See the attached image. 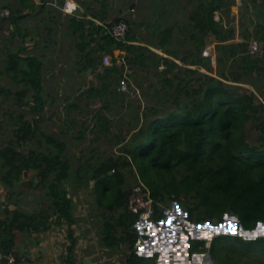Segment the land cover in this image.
Instances as JSON below:
<instances>
[{"label":"trees","instance_id":"obj_1","mask_svg":"<svg viewBox=\"0 0 264 264\" xmlns=\"http://www.w3.org/2000/svg\"><path fill=\"white\" fill-rule=\"evenodd\" d=\"M64 1L58 0L61 7ZM249 2L253 9L264 11V0ZM20 3L22 7L16 9L0 6V13L9 10L7 16L0 14V25L8 22L11 27L5 39L8 46L4 47L0 74L20 85L13 92L14 103L28 108V112H5L0 101V116H8L13 126L12 137L0 147V183L13 193L24 171H31L37 181L31 180L29 185L34 189L42 187L45 198L36 213L8 210L7 204L2 203L5 217H0V252H12L15 231L48 229L50 221L66 224L73 236V202L62 184L68 182L83 190L87 179L95 183L93 200L88 203L101 211L100 241L107 249H122L124 245L127 264H156V258L143 257L136 250V225L149 206L153 208L151 220L161 222L165 220L162 205L175 201L183 204L184 218L195 226L220 223L227 214L235 216L248 232L264 224V22H256L254 31L246 28L247 34L240 36L242 42H237L230 22V0H198L188 21L180 26L191 46L188 54L179 53L175 45L184 46L183 38L173 44L174 27L167 26L158 31L155 44L166 54L162 57L143 45L132 44L137 37L126 19L123 20L128 23L129 32L120 41L101 25L86 20L84 14L78 17L73 13L68 30L78 53L75 64H80L82 71L101 66L99 78L116 84L111 97L130 95L118 90L123 66L116 65L113 50L124 51L122 57L129 65H164V70L157 72L163 81L147 86L153 88L151 95L156 99L151 98L141 113V104L137 106L136 122H130L131 135L124 140L120 154L94 160L91 149V157L74 169L66 153V142L47 134L42 126L47 92L43 62L35 53L40 46H28L33 45L36 32L21 22L35 7L27 0ZM25 8L29 11L23 14ZM103 52L112 55L111 65H103ZM222 64L224 69L218 78L198 70L201 67L210 71L212 66ZM182 74L195 76L185 80ZM107 83H102L104 89ZM84 93L88 97L103 94L93 86ZM10 94V89L0 88L4 99ZM94 118V125L84 130L95 135L109 128L108 118ZM75 243L72 237V247ZM207 250L218 264H264L263 236L244 239L219 234L208 249L205 241L189 240L190 256Z\"/></svg>","mask_w":264,"mask_h":264},{"label":"rangeland","instance_id":"obj_2","mask_svg":"<svg viewBox=\"0 0 264 264\" xmlns=\"http://www.w3.org/2000/svg\"><path fill=\"white\" fill-rule=\"evenodd\" d=\"M197 4L198 0H116V5L112 7L111 13L108 14V23L121 17L116 16V14H124L125 18L122 16L120 19L127 18L126 20L130 23V29L133 34L138 37L140 42L149 44L152 49L147 48L153 53H158L162 57L165 53L155 46V44H158V35L160 33L158 31L163 30L167 26L174 27L172 43L175 44L176 40H181L183 38L184 46L176 44L175 47L178 48L181 55H187L188 49L191 48V46L185 41L180 26L188 21L192 8ZM230 10V22L235 32L234 40L237 42H242V37L240 36L242 34H247L248 29L246 28L249 27V31H254L253 28L256 22H264L263 9H253L249 0H230ZM0 14L1 16H6L7 11L3 10ZM94 23L96 22L94 21ZM27 25L30 28L34 27L38 32H42L35 37L33 45L32 43H28V46L30 48L40 46L35 53L39 55V58L43 62V84L47 92V95H44L46 106L42 116L43 118H47L50 115L53 117L52 119L47 118V120L44 118L42 126L45 132L54 136L56 139L66 142V153L74 169L78 168L85 159L91 157V149H94V160H96V157L102 160L111 155L117 157L120 154L124 140L131 135L128 131L135 121L134 112L138 110L137 106L141 104V108L138 111L141 113L150 105L149 100L152 98L151 93L153 92V88L145 89V91L143 90L139 93L140 96L128 95V98L121 94L117 97L109 96L108 102L104 101V96H102V98L88 97L84 93L87 85H96L100 87L98 89L102 92L104 91L106 94L105 89L102 88L98 80H96V74H92L89 69H86V71L81 72L79 79H73L75 72L73 70L72 61L65 54H62L65 47L60 48L59 51L57 45L55 48L49 44L54 40L53 35L56 33L54 34L52 31L53 35L52 33L47 34L45 30H42L43 24L42 26L36 23H29ZM46 25L52 27V24L49 22H46ZM23 26H25V24H23ZM101 26L104 27L106 25L105 23H101ZM157 27L160 29H157ZM10 29L11 27L8 22H4L0 25V71L3 70L1 58L5 55L4 47L8 46V40L5 39L9 36ZM146 34H148V37ZM47 43L49 45L45 47ZM65 45L69 46L67 42ZM59 47H62V45H59ZM260 47L261 44H258L259 50ZM51 49H53V52L49 53ZM117 54L118 51L114 52L113 56H115V58L123 56L119 54V56L116 57ZM150 56H152V54ZM179 63H181V61H179ZM128 65L129 64L126 63L127 67ZM223 69L224 64L212 66V71H208L201 67H199L198 70L200 73L218 78L221 76L220 72ZM162 70H164L162 62L156 67L151 66L149 68H142L141 71L144 72V74L146 72V79L144 82L154 84L162 82L164 77L157 75V72ZM170 76L171 75L168 77ZM181 76L185 80H188L194 78L195 75L182 74ZM90 77H92V79H90ZM196 84V82H193V85ZM238 84L246 88H251L246 83ZM1 87L12 91V94H10L7 99H4V97L0 95V101H2L5 112L15 109L28 112V108L25 109L23 105L18 106L14 103L15 94L13 92L21 88L20 85L12 82L8 76H2L0 74V88ZM102 105H106V108H102ZM168 105L170 106L171 103H168ZM104 112L111 118L108 129H103L104 131L95 135L87 129L84 130V128L90 129L91 126L94 125V117L96 115L102 116ZM7 118L8 116H0V122H2L0 123V147L5 144L6 140L12 137L10 131L13 126L9 123ZM2 119L4 121H1ZM130 122H133L132 126H130ZM80 132H83L82 137H80ZM31 180L37 181V179L34 178V172L24 171L22 180L13 192L15 194L12 195L13 198L18 197L17 200L21 201V209L30 213L37 211L41 200L45 198L42 187L34 189L29 185V181ZM94 184V181L87 179L83 184V190L72 187L68 182H63L62 184V188L67 190L73 202L72 212L76 219L75 226L78 228L77 230L81 231L79 239L81 243L89 241L88 246L92 251L88 250V252L89 254L92 252L90 257L93 260L90 264H127L125 260H127L128 254L124 251L125 249L107 254L100 249L101 244L99 243L100 241H98L100 239L98 228L102 221V217L100 216L101 211L90 206L88 203L93 200L92 190ZM0 186H2L5 192L8 191L1 183ZM43 206H46L45 203H43ZM162 206H164V209L169 208L173 213L170 219L165 218V220L161 222L149 218L148 220L138 222L136 225V232L139 238L136 244L137 252L143 257H147L145 255H148L152 256V258H156V264H218L216 260L212 259L208 250L205 252L195 251L190 256L187 251L189 240L205 241L206 248L208 249L211 240L219 234L236 235L244 239L264 237V224H259L253 231L248 232L240 227L235 216L227 214L220 223L217 222L214 225L204 223L195 226L184 218L183 211L181 210L183 206L182 203L169 201V205L166 206V204H164ZM177 218H182L184 220L183 226L175 225V220ZM174 226L182 227V233L174 228ZM148 243L150 246L147 247L145 251L142 245ZM169 258H171V260ZM0 264L3 263L0 262Z\"/></svg>","mask_w":264,"mask_h":264},{"label":"crops","instance_id":"obj_3","mask_svg":"<svg viewBox=\"0 0 264 264\" xmlns=\"http://www.w3.org/2000/svg\"><path fill=\"white\" fill-rule=\"evenodd\" d=\"M29 1V4L33 5L35 7L34 10H31V15L27 16L26 18L21 19V22L25 24L24 27L35 30L36 36L40 35L42 32L36 31L34 27H28L27 24L29 23H36L39 26H42V30L47 31L48 29L54 32V40L49 43L53 47L56 48V45L58 46V50L60 51V48H64V52L62 54H65L67 57L70 58L72 61V66L74 67L73 70L75 72V75L73 76V79H79L82 71V66L80 64H75V59L78 56L77 50L74 46V41L72 39V36L69 33L68 27H69V20L74 13V15L78 17H82V15H85V19L95 21L96 25H101V23H108V14L111 13V9L114 5H116V0H70L74 2L77 7L76 10L72 13H65L63 11V6L66 2L64 1L62 7L59 4L58 0H27ZM83 2L84 4H82ZM7 6L12 7L14 9L21 8L22 4L20 3V0H0V6ZM7 15L9 14V10L6 9ZM28 8L22 9V13H26ZM76 12H80L77 14ZM122 14V13H121ZM6 15V16H7ZM116 16H124V14L120 15L119 13L116 14ZM120 17V18H121ZM119 18V19H120ZM125 18V16H124ZM118 19V18H116ZM127 19V18H126ZM46 22H49L52 24V27L49 25H46ZM56 31V32H55ZM47 33V32H46ZM48 34V33H47ZM58 35V36H56ZM148 37V34H146ZM67 42L68 45H65ZM48 43L46 45H49ZM134 45H143L148 48H151L149 44H146L144 42H140V40L137 37V41L133 42ZM59 45H62V47H59ZM65 45V46H64ZM152 49V48H151ZM118 51L119 56H124L125 52L120 50H113V53ZM53 52V49L49 51V53ZM55 54V53H54ZM105 54L104 52L102 53ZM110 55V54H109ZM112 57V55H110ZM128 56V55H127ZM164 56H166L164 54ZM115 57V56H114ZM70 61V62H71ZM69 62V63H70ZM128 76L130 83L139 88L138 90V96L140 92L145 89H147V86L150 84L149 82H144L146 79V72L141 71L144 66L140 65H128ZM145 68H149L148 66ZM86 71L85 69L83 72ZM89 71H91L92 74H96V80L100 83L101 87L104 88L102 85L103 82L110 81L109 79H105L104 81L99 78V75L101 74L102 67L96 66V69L89 68ZM94 76V75H92ZM92 79V77H90ZM93 86V85H92ZM92 86L86 87L85 90L89 89ZM116 86L113 84L107 83V88H105L106 94L103 91L102 96H104V101L108 102L109 96H111V92H113L114 87ZM96 88V85L93 86ZM117 90V88H116ZM102 96H99V98H102ZM108 96V97H107ZM105 113V112H104ZM102 114L103 117L111 119L108 114ZM45 118V117H44ZM47 118L52 119L53 117L50 115ZM47 118H45L47 120ZM12 192L8 191L5 193L3 197V201L0 203V217L4 218L5 215L2 212L3 206L2 203L5 202L7 204L8 210H15L20 209L22 210L21 201L17 200L18 197L13 198ZM19 194V193H18ZM39 210V209H38ZM37 210V211H38ZM37 211H33V213H36ZM32 213V212H31ZM52 220V217L49 219ZM73 230V236L70 235V231L68 229V226L66 224H55L50 221L48 229L40 228L38 231L34 232L31 230V227L28 229H24L23 231H15V243L14 247L12 248V253L16 254L17 256L23 257V258H29L33 261L34 264H90L92 258L90 257L91 253L89 254L88 250L92 251V249L88 246L89 241L82 242L79 239V235L81 234L78 228H76L75 224L71 227ZM178 231L182 233V227H176L174 226ZM72 237L74 240H76L75 245L72 247ZM100 241V239L98 240ZM101 244V248L104 253H114L117 252L120 249H107L103 246L102 242H99ZM143 249L145 248V251L147 247H149L148 244L142 245ZM124 248V245L122 246V249ZM150 250V248H149ZM181 250V249H179ZM102 252V253H103ZM149 252V251H148ZM139 254V253H138ZM181 254V253H179ZM140 255V254H139ZM147 257L152 258V256L145 255ZM171 260V258H169Z\"/></svg>","mask_w":264,"mask_h":264},{"label":"built area","instance_id":"obj_4","mask_svg":"<svg viewBox=\"0 0 264 264\" xmlns=\"http://www.w3.org/2000/svg\"><path fill=\"white\" fill-rule=\"evenodd\" d=\"M77 5L70 1L66 0L64 6H63V11L65 13L72 14L76 10ZM106 26L103 28L111 35L116 40H124L125 36L129 32V25L126 21L123 19H119L117 22H109L105 23ZM102 62L103 65L109 66L112 64V58L110 57L109 54H103L102 56ZM116 65L117 66H123V73L121 78L119 79V84H118V90L123 93H128L130 95H136L138 94V90L133 86L129 81V76H128V67L126 66L124 57H118L116 58ZM5 190L0 186V203L3 201V197L5 195ZM163 213L165 214V218H171L173 216V213L171 210L164 209ZM153 214V208L151 206L148 207V209L140 214V220H148L151 215ZM175 225L177 226H183L184 225V220L182 218H177L175 220ZM0 262L3 264H34L32 260L29 258H23L20 256H17L14 253H4L0 252Z\"/></svg>","mask_w":264,"mask_h":264},{"label":"water","instance_id":"obj_5","mask_svg":"<svg viewBox=\"0 0 264 264\" xmlns=\"http://www.w3.org/2000/svg\"><path fill=\"white\" fill-rule=\"evenodd\" d=\"M77 14H79L80 12H76ZM128 257V256H127Z\"/></svg>","mask_w":264,"mask_h":264}]
</instances>
